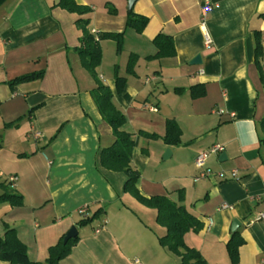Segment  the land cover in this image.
Returning <instances> with one entry per match:
<instances>
[{"label":"crops","instance_id":"1","mask_svg":"<svg viewBox=\"0 0 264 264\" xmlns=\"http://www.w3.org/2000/svg\"><path fill=\"white\" fill-rule=\"evenodd\" d=\"M58 1L8 0L0 7V175L16 178L11 188L24 197L20 208L0 205V235L6 227L15 229L36 262H45L49 249L76 227L79 240L62 264H181L159 243L166 230L156 224V211L123 193L126 176L97 167L99 152L115 138L92 98L96 83L75 51L82 37L75 25L80 17L56 8ZM78 2L93 9L84 16L92 34L124 35L119 53L114 41L101 42L97 72L127 119L124 130L136 141L132 166L141 174V193L177 203L183 196L180 205L203 224L185 243L207 264H232L226 244L235 221L244 239L238 264H264V222L250 223L264 212V0H210L215 5L210 12L206 0H139L132 11L149 19L141 35L127 28V0ZM108 4L118 10L116 16L108 13ZM256 33L263 47L262 73L255 63ZM160 34L173 39L176 53L149 60ZM131 55L138 57L135 75L127 74ZM116 71L126 79L123 92ZM39 72L44 73L40 80L9 85ZM196 86L203 87L204 97L192 98ZM168 120L179 125L181 142L170 147L155 141L160 159L170 149L172 156L164 161L173 164L153 181L146 176L152 156L139 133L164 137ZM22 125L26 138L15 133ZM215 145L224 152L210 156L206 167L227 175L236 170L239 180L196 181V157ZM85 205L88 217L103 211L92 230L78 225Z\"/></svg>","mask_w":264,"mask_h":264},{"label":"trees","instance_id":"2","mask_svg":"<svg viewBox=\"0 0 264 264\" xmlns=\"http://www.w3.org/2000/svg\"><path fill=\"white\" fill-rule=\"evenodd\" d=\"M7 1L8 0H0V7ZM56 8H60L70 14H76L80 17L75 22V25L77 29L81 31L82 37L80 39V46L75 48V51L81 58L82 66L96 83V88L91 92L92 98L103 120L111 127L115 138L112 146L103 148L99 152L97 159L98 169L121 173L126 176V181L122 190L123 193L131 195L143 206L156 211V224L166 230V233L159 237V243L163 248L178 256L181 259V264H207L198 251L189 248L185 243V236L190 232L199 233L203 229V224L194 215L189 213L184 206L180 205L183 202V196L179 198V203L166 196L146 197L141 193L138 187L141 174L132 166V150H134L136 146V141L132 134L130 135V133L124 130L126 124H128L127 119L125 115L115 107L112 91L108 86L101 83L97 72L103 59L101 42L105 40L114 41L119 53L123 49L124 35L112 33L92 34L88 28L90 26V18H85L84 16H89L93 12V9L89 6L81 5L78 0H59L56 4ZM106 8L110 15L116 16L118 14V10L115 7L108 4ZM148 23V18L136 15L133 11L128 13L127 28L134 30L137 34L141 35L148 26ZM256 37L255 63H257L262 73L260 59L263 56V47L258 33H256ZM153 43L157 48V52L154 56L148 57L149 60L172 57L176 53L173 39L169 36L160 34L155 38ZM137 61L138 57L136 55H131L129 57L127 68L128 75H135L134 67ZM43 76V72L26 75L11 81L9 85L15 88L23 83L40 80ZM261 77L262 80H264L263 74ZM116 84L118 92H123L126 79L119 77L117 71ZM190 91L193 99L202 98L206 95L202 86L192 87ZM261 131L263 136L260 142L261 145L264 146V120L261 124ZM139 134L148 139H162L167 146L173 147L180 144L182 131L177 122L168 120L166 122V133L164 137L143 131ZM11 187L12 183H9L8 180L0 182V190H2L0 205L8 204L13 208H20L24 205V197L14 192ZM102 213L103 211L99 210L92 217L78 222V225L80 227H87L98 219ZM78 240L79 237L64 244V238H62L56 246L49 249V258L45 262H36L30 259L28 248L19 239L17 231L10 227H6L5 233L0 235V261L9 264H62V261L71 254V250L77 244ZM226 245L232 264H238L240 260V248L244 245V239L239 232H237L232 235L231 240Z\"/></svg>","mask_w":264,"mask_h":264},{"label":"built area","instance_id":"3","mask_svg":"<svg viewBox=\"0 0 264 264\" xmlns=\"http://www.w3.org/2000/svg\"><path fill=\"white\" fill-rule=\"evenodd\" d=\"M205 9L207 12H210L211 10H213V8L215 7V5L211 4L210 0H206L205 2ZM212 39L211 37H209L208 35H206V47L209 49H211L212 46ZM150 110L152 112H156V109L154 108H150ZM221 113H223L221 111ZM224 152V147L222 145H215L213 146L211 149H209L208 151L202 152L200 153L196 159H195V167L197 168V170L200 171L198 177L196 178V181H200V180H204L210 177H218L221 180H239V175L238 172L236 170H233L229 175H227L225 172H219V173H215L212 169L207 168L206 167V162L209 159L210 156L212 155H219L221 153ZM9 183L14 184L16 182V178L11 177L8 179ZM223 208H228L226 206H224ZM79 215L83 218L86 219L88 218L89 215V206L85 205L81 208H79L78 211ZM252 222H264V212L259 213V215L257 214L254 221ZM101 232L100 230L96 231V234H99ZM133 264H141L140 262H138V260H136V262L134 261Z\"/></svg>","mask_w":264,"mask_h":264},{"label":"rangeland","instance_id":"4","mask_svg":"<svg viewBox=\"0 0 264 264\" xmlns=\"http://www.w3.org/2000/svg\"><path fill=\"white\" fill-rule=\"evenodd\" d=\"M103 53V52H102ZM128 63H129V59H128ZM127 68H128V64H127ZM126 68V69H127ZM128 74V73H127ZM25 126L22 125L21 127H19L18 129H16V134L19 136V138L21 137V135H23L24 133V137L26 138L27 136V132L25 131ZM1 132V129H0ZM14 137V136H11ZM144 138V148L145 150H148L146 152H150L152 158L149 162V170L147 173V178L156 181L158 179H160V173L162 171V169L164 167H169L171 166L173 163L170 161L165 162L163 159H160V144H156L155 141H159V140H153V139H149L146 137ZM148 142L151 144L150 146H148ZM25 143H27V140L25 141ZM136 147V146H135ZM0 179L1 181L5 182L7 181L6 175H0ZM140 216L146 221V222H151L149 219V216L147 217L146 215H144L143 213L140 214ZM100 224V222L97 220L93 221L91 225L88 226L89 230H92V227H97V225ZM104 226V225H103ZM101 226V227H103ZM101 227L99 226L98 228L101 229ZM155 227V226H154ZM93 264V263H92Z\"/></svg>","mask_w":264,"mask_h":264},{"label":"water","instance_id":"5","mask_svg":"<svg viewBox=\"0 0 264 264\" xmlns=\"http://www.w3.org/2000/svg\"><path fill=\"white\" fill-rule=\"evenodd\" d=\"M128 1V10L129 12L132 11L134 5L139 1V0H127ZM201 58L198 57L195 59L194 64H200ZM172 156V152L170 149H167L164 160H168ZM221 161L226 160V154H222L220 157ZM241 223L239 221H235L232 227V233L235 234L237 230L240 228ZM78 237V229L76 227H73L65 236L64 238V244H67L70 240Z\"/></svg>","mask_w":264,"mask_h":264}]
</instances>
